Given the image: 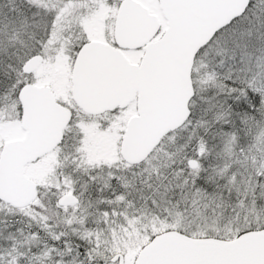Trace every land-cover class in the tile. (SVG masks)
I'll list each match as a JSON object with an SVG mask.
<instances>
[{
	"label": "snow or ice",
	"instance_id": "1",
	"mask_svg": "<svg viewBox=\"0 0 264 264\" xmlns=\"http://www.w3.org/2000/svg\"><path fill=\"white\" fill-rule=\"evenodd\" d=\"M0 264H264V0H0Z\"/></svg>",
	"mask_w": 264,
	"mask_h": 264
}]
</instances>
